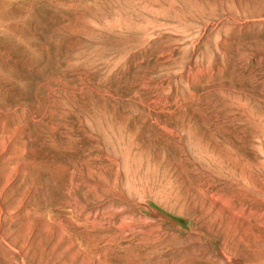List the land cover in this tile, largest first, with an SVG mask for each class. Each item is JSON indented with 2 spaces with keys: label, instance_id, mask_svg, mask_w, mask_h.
I'll return each instance as SVG.
<instances>
[{
  "label": "rangeland",
  "instance_id": "374dc122",
  "mask_svg": "<svg viewBox=\"0 0 264 264\" xmlns=\"http://www.w3.org/2000/svg\"><path fill=\"white\" fill-rule=\"evenodd\" d=\"M0 264H264V0H0Z\"/></svg>",
  "mask_w": 264,
  "mask_h": 264
},
{
  "label": "bare ground",
  "instance_id": "6f19581e",
  "mask_svg": "<svg viewBox=\"0 0 264 264\" xmlns=\"http://www.w3.org/2000/svg\"><path fill=\"white\" fill-rule=\"evenodd\" d=\"M129 246V244H128V240H124V247L125 248H127ZM140 247H142V248H147V245H142V246H140ZM147 250V249H146Z\"/></svg>",
  "mask_w": 264,
  "mask_h": 264
}]
</instances>
